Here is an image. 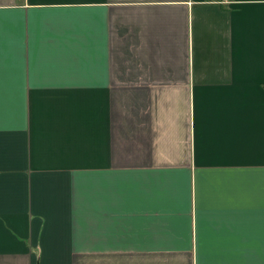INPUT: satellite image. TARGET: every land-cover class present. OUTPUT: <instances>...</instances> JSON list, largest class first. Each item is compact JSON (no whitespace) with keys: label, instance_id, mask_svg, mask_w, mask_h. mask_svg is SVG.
<instances>
[{"label":"crops","instance_id":"1","mask_svg":"<svg viewBox=\"0 0 264 264\" xmlns=\"http://www.w3.org/2000/svg\"><path fill=\"white\" fill-rule=\"evenodd\" d=\"M0 264H264V0H0Z\"/></svg>","mask_w":264,"mask_h":264}]
</instances>
